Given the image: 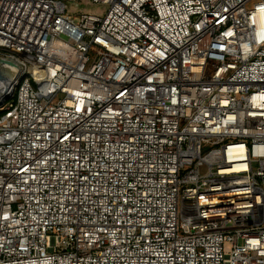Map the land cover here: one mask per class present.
<instances>
[{
	"label": "built area",
	"instance_id": "2783aa9c",
	"mask_svg": "<svg viewBox=\"0 0 264 264\" xmlns=\"http://www.w3.org/2000/svg\"><path fill=\"white\" fill-rule=\"evenodd\" d=\"M87 1L0 0V264H264V0Z\"/></svg>",
	"mask_w": 264,
	"mask_h": 264
},
{
	"label": "water",
	"instance_id": "95a60500",
	"mask_svg": "<svg viewBox=\"0 0 264 264\" xmlns=\"http://www.w3.org/2000/svg\"><path fill=\"white\" fill-rule=\"evenodd\" d=\"M17 75L16 67L5 61H0V82L11 83Z\"/></svg>",
	"mask_w": 264,
	"mask_h": 264
},
{
	"label": "rangeland",
	"instance_id": "374dc122",
	"mask_svg": "<svg viewBox=\"0 0 264 264\" xmlns=\"http://www.w3.org/2000/svg\"><path fill=\"white\" fill-rule=\"evenodd\" d=\"M68 6H69V9L71 11H75L76 15H78V13L80 11L97 9V8H94L92 5H90V3H88L87 0H82V2H80V3H70V4H68ZM100 9H102V8H100ZM200 172H201V174H205L206 169L202 168L200 170Z\"/></svg>",
	"mask_w": 264,
	"mask_h": 264
}]
</instances>
